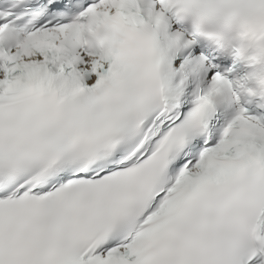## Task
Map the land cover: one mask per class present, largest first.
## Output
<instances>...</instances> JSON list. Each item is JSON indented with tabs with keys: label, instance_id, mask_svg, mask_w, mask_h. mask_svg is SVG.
<instances>
[{
	"label": "snow or ice",
	"instance_id": "6c2138e0",
	"mask_svg": "<svg viewBox=\"0 0 264 264\" xmlns=\"http://www.w3.org/2000/svg\"><path fill=\"white\" fill-rule=\"evenodd\" d=\"M257 81L264 0H0V264H264Z\"/></svg>",
	"mask_w": 264,
	"mask_h": 264
},
{
	"label": "clouds",
	"instance_id": "9594fccd",
	"mask_svg": "<svg viewBox=\"0 0 264 264\" xmlns=\"http://www.w3.org/2000/svg\"><path fill=\"white\" fill-rule=\"evenodd\" d=\"M239 39L242 43L241 54H243V51L246 50V47H244V45H250L254 43L255 40L258 39V37H254L251 30H245V32L240 35ZM256 87L264 92V83H262L261 81H257Z\"/></svg>",
	"mask_w": 264,
	"mask_h": 264
}]
</instances>
